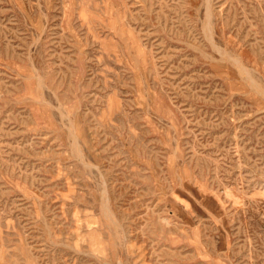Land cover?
<instances>
[{
  "label": "rangeland",
  "instance_id": "374dc122",
  "mask_svg": "<svg viewBox=\"0 0 264 264\" xmlns=\"http://www.w3.org/2000/svg\"><path fill=\"white\" fill-rule=\"evenodd\" d=\"M0 264H264V0H0Z\"/></svg>",
  "mask_w": 264,
  "mask_h": 264
}]
</instances>
